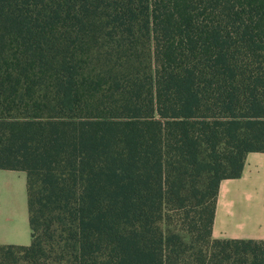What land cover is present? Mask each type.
<instances>
[{"label":"trees","instance_id":"1","mask_svg":"<svg viewBox=\"0 0 264 264\" xmlns=\"http://www.w3.org/2000/svg\"><path fill=\"white\" fill-rule=\"evenodd\" d=\"M264 151V0H0V168L27 244L0 264H264L213 238Z\"/></svg>","mask_w":264,"mask_h":264},{"label":"crops","instance_id":"2","mask_svg":"<svg viewBox=\"0 0 264 264\" xmlns=\"http://www.w3.org/2000/svg\"><path fill=\"white\" fill-rule=\"evenodd\" d=\"M210 235L264 240V151H247L240 174L220 179ZM29 240L25 173L0 168V243Z\"/></svg>","mask_w":264,"mask_h":264}]
</instances>
